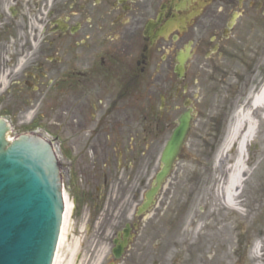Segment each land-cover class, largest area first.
Masks as SVG:
<instances>
[{"label":"flooded vegetation","instance_id":"1","mask_svg":"<svg viewBox=\"0 0 264 264\" xmlns=\"http://www.w3.org/2000/svg\"><path fill=\"white\" fill-rule=\"evenodd\" d=\"M247 56L249 85L264 78V0H0V118L82 177L101 219L85 264H264V186L236 211L201 182L187 227L173 173L145 196L157 139L199 115L198 76Z\"/></svg>","mask_w":264,"mask_h":264},{"label":"rangeland","instance_id":"2","mask_svg":"<svg viewBox=\"0 0 264 264\" xmlns=\"http://www.w3.org/2000/svg\"><path fill=\"white\" fill-rule=\"evenodd\" d=\"M237 60L236 58V63L232 70H221L215 73L209 71L200 74L197 84L193 87V93L195 91L199 96L198 109L200 116L195 121L192 135L183 150L182 157L174 171V176L165 191L168 206L170 203V207H174L172 212L178 211L177 214L180 210L186 212L185 227L194 224V219L197 216L196 197L192 194L199 192L200 185H195L198 179L200 182L206 183V202H208L209 197H212L216 201L217 206L221 207L219 201L222 196L216 189L219 182L218 177L222 171L218 165L217 154L231 125L233 111L240 107L241 103L248 100L253 90L252 86H257L256 84L251 85L248 90V56L243 64ZM9 136L13 138L12 134ZM167 137L157 139L158 145H156V153H154L156 162L152 160L151 165L153 167L149 169L148 177H152L158 169L159 163L157 161ZM246 164H248V157ZM252 165L245 181L241 185V194L243 195L248 189L255 190L260 187V184L264 185V157L263 161H260L257 155ZM217 173L219 174L218 176ZM76 178V186L72 184V180H63L67 193L71 201H73L74 208L67 225L65 239L60 246L59 264H67L74 251L72 264H74L76 257L81 254L80 264H84L87 258V255L83 254L84 244L87 241H93L92 237L95 238L100 231V225L92 222L90 217L92 203L85 194L86 187L81 182L82 178ZM188 178L192 180L189 185L191 191L186 188L187 192L184 195V200H182L175 196L174 192L181 186L184 189V185L188 183ZM179 204H184L181 209H177ZM188 204L191 205L188 207Z\"/></svg>","mask_w":264,"mask_h":264},{"label":"water","instance_id":"3","mask_svg":"<svg viewBox=\"0 0 264 264\" xmlns=\"http://www.w3.org/2000/svg\"><path fill=\"white\" fill-rule=\"evenodd\" d=\"M179 122L162 153L158 183L189 130L188 115ZM5 131L0 125V264H52L63 213L58 167L47 147L24 138L8 144Z\"/></svg>","mask_w":264,"mask_h":264},{"label":"bare ground","instance_id":"4","mask_svg":"<svg viewBox=\"0 0 264 264\" xmlns=\"http://www.w3.org/2000/svg\"><path fill=\"white\" fill-rule=\"evenodd\" d=\"M262 127H264V80L256 90L253 97L249 101L247 100L241 103L240 120L231 130H229L228 138L224 144L226 147L231 142H234L231 153L229 155L227 154L226 157H224V155H218L217 158L218 165L221 167L222 173L224 167L227 172L224 181L218 186L217 191L222 195L223 204L230 210H235V206L238 204L237 201L240 195V186L244 182V177H246L247 171L249 172L250 170L246 164L247 155L248 165H251L254 161V155L248 147L249 143H253L256 140V142L260 143L261 147L258 149L256 155H258V159L260 161H263L264 130ZM228 163H231L232 167L227 166ZM236 170H239L238 175L235 174ZM218 175L219 174L217 173V176ZM64 197L66 200V214L62 224L61 240L58 244L55 264H59L58 257L60 246L65 239L64 237L67 232V225L74 207L66 192ZM74 254L75 251L72 253V257L67 264H72Z\"/></svg>","mask_w":264,"mask_h":264}]
</instances>
